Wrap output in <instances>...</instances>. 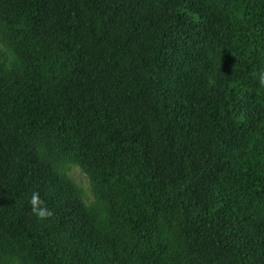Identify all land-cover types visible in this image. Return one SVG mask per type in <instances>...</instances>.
<instances>
[{
  "label": "trees",
  "instance_id": "16d2710c",
  "mask_svg": "<svg viewBox=\"0 0 264 264\" xmlns=\"http://www.w3.org/2000/svg\"><path fill=\"white\" fill-rule=\"evenodd\" d=\"M262 69L264 0H0V264H264Z\"/></svg>",
  "mask_w": 264,
  "mask_h": 264
},
{
  "label": "clouds",
  "instance_id": "9594fccd",
  "mask_svg": "<svg viewBox=\"0 0 264 264\" xmlns=\"http://www.w3.org/2000/svg\"><path fill=\"white\" fill-rule=\"evenodd\" d=\"M257 75L259 84L264 87V69L260 70ZM29 203L32 213L41 220L51 218L54 215L53 211L48 209L44 201L40 198L39 192L34 191L31 194Z\"/></svg>",
  "mask_w": 264,
  "mask_h": 264
},
{
  "label": "rangeland",
  "instance_id": "374dc122",
  "mask_svg": "<svg viewBox=\"0 0 264 264\" xmlns=\"http://www.w3.org/2000/svg\"><path fill=\"white\" fill-rule=\"evenodd\" d=\"M72 178L77 182L78 185H80L82 188L86 187V181L83 175H78L74 170L71 172Z\"/></svg>",
  "mask_w": 264,
  "mask_h": 264
}]
</instances>
